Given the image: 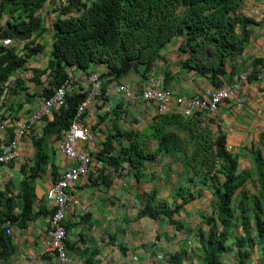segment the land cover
<instances>
[{"label": "trees", "instance_id": "1", "mask_svg": "<svg viewBox=\"0 0 264 264\" xmlns=\"http://www.w3.org/2000/svg\"><path fill=\"white\" fill-rule=\"evenodd\" d=\"M59 2L56 17L46 26L42 12L46 4ZM242 0H0V100L10 94L26 92L24 80L10 82V78L25 69L26 63L40 56L44 46L40 38L51 34L50 52L45 70L30 69L29 81L36 85L49 70L51 80L44 87L43 98H50L63 85L73 71L88 73L92 67H103L102 88L123 81L129 74H138L145 80L154 66L163 59L162 51L177 40L178 65L187 74L204 79L213 88L231 83L238 74L234 61L242 55L250 38V28L261 25L241 12ZM39 38V42L37 39ZM19 40L22 53L4 41ZM247 81L256 77L255 69L264 66V60L251 63ZM84 95L69 91L65 107L52 112V118L43 120L39 138L33 140L35 156L33 167L20 183L16 198L21 200L18 227L34 218L32 185L43 172L49 142L59 140ZM30 102V100H28ZM20 102V101H18ZM21 107V103H19ZM3 113L0 121L8 118ZM199 115L184 118L178 112L155 114L146 133L130 131L124 136L129 146L114 156L105 150L100 157L114 161L122 170L126 163L134 178L143 175L146 163L156 161L160 155H171L181 167V178L175 195L179 204L169 208L157 204L153 195L139 215L152 219L164 216L170 219L183 206L211 190L212 213L203 216L202 229L194 232L197 246L195 256L199 264H224L221 255L237 256L232 264H247L257 256L255 264H264V128L258 135L257 151L252 156L253 167L239 170L237 157L226 148L223 135L213 136L202 125ZM10 118V117H9ZM13 136V134H12ZM11 136V137H12ZM9 140V139H8ZM151 142L156 149L149 151ZM5 143L0 137V153ZM114 152V149H113ZM97 158V159H98ZM100 160V159H98ZM101 161V160H100ZM246 184L254 187L250 194ZM154 194V192H152ZM0 194V258L7 256L9 241L1 228L8 222L14 225L13 200ZM178 231L183 229L171 221ZM188 250L183 247L161 261L162 264H188Z\"/></svg>", "mask_w": 264, "mask_h": 264}, {"label": "crops", "instance_id": "2", "mask_svg": "<svg viewBox=\"0 0 264 264\" xmlns=\"http://www.w3.org/2000/svg\"><path fill=\"white\" fill-rule=\"evenodd\" d=\"M241 12L244 16L261 22V25L250 28L249 42L242 55L234 61L235 68L238 69L235 77L251 68L253 61L264 60V0H242ZM43 14L42 17L45 16ZM37 41L39 42V38ZM177 42L174 40L162 51L163 59L154 66L151 75L162 78L164 89L172 95L180 97L201 95L212 86L204 79L185 73L179 67ZM40 43L45 48L44 52L29 60L25 65L26 70L18 72L15 78L9 80L10 82L13 80L14 83L16 78L24 80L26 92L19 93L20 102L13 100L10 94L4 95L5 106L2 108L0 101V116L6 111L9 112L8 118L0 121V137L4 143L44 100V87L47 88L51 80L49 70L45 71L36 85L29 81L32 77L30 69H46L51 49V34L46 32L40 38ZM20 47L17 48V52L22 50ZM91 70L103 72V67H92ZM79 73V71L70 73V77L75 79L72 89L78 93L80 83L83 82ZM255 73L256 77L242 87L245 98L242 109L235 108L230 102H224L213 116H198L202 125L211 130L213 136L220 134L225 137L226 148L230 147L229 152L237 157L240 170L249 169L252 156L257 151L258 135L264 128V66L258 65ZM120 82L128 85L137 94L142 89L143 80L138 74L127 76ZM118 83L107 86L110 88L109 100L113 104L112 111L104 114L103 102L99 100L89 108L81 120V123L90 127L92 132L88 149L94 164L91 172L70 191L72 199L77 203L69 205L64 222L67 232L64 245L69 264H160L159 260H165L183 247L187 248L189 254V249L195 250L197 246L193 230L196 220L189 217L191 214H197L196 219L198 217L202 219L205 214L212 213L213 203L206 202L211 196V190L207 189L203 191L201 197L183 206L170 219L164 216L152 219L147 214L139 215L151 195L155 197L157 204L169 208H172L173 204H179L175 192L181 178V167L173 156L163 154L156 161L146 163L142 177L136 179L126 163L121 164L120 171L114 166V161L98 158L105 150H112L107 154L114 156L121 148L129 146L124 137L114 139V135L124 136L130 131L148 132L151 120L156 114L155 104L143 102L139 96L127 100L124 96L116 94L113 85ZM170 112L178 110L171 109ZM44 125L42 120L33 126L20 144L16 160L0 165V194L4 199L14 196L12 215L17 219L14 225L9 226V223L5 222L1 226L5 231L7 228L11 229V235L7 236L5 233L10 244L9 249H6L9 253L0 258V264H60L56 257L37 256L46 239L44 229L54 212V205L46 199V193L62 173L72 166L68 159L57 152L56 144L61 137L56 141L52 138L49 142L43 172L32 185L34 218L20 227L16 223L22 203L16 196L20 191V183L33 167L35 156L33 140L41 136ZM155 149V143L151 142L149 151L153 152ZM196 202L198 206L194 208ZM2 206L3 203L0 202V207ZM191 211L193 213H190ZM172 220L180 223L183 229L178 231ZM200 226L199 224L197 228ZM202 230L207 231L204 228ZM29 259L34 262L31 263ZM256 261L257 256L254 255L247 264H255Z\"/></svg>", "mask_w": 264, "mask_h": 264}, {"label": "built area", "instance_id": "3", "mask_svg": "<svg viewBox=\"0 0 264 264\" xmlns=\"http://www.w3.org/2000/svg\"><path fill=\"white\" fill-rule=\"evenodd\" d=\"M52 22L53 20L49 21L48 26ZM3 43L7 46L12 45L16 48L21 46L20 48H23V43L16 39L4 41ZM79 72L83 78V82L79 86V93L85 97L78 104L74 117L56 144L57 152L68 159L72 166L62 173V176L51 185L46 193V199L54 205V212L48 226L44 229L46 239L43 241L42 248L37 256V258L44 256L56 257L60 264H69L64 245L67 237L64 222L69 205L77 203V201L72 199L70 191L77 182L91 172L94 164L93 157L88 149V144L92 140V132L90 127L81 123V120L89 108L94 106L99 100L103 102L102 112L104 114H109L113 109V104L109 100L110 88H102V72L93 70L88 73ZM250 72L251 68L235 77L231 83H224L217 89L212 87L205 90L201 95L190 97L172 95L171 92L164 89L162 78L153 77L152 75L143 80L139 94L123 82L114 84L113 90L127 100H133L139 96L143 102L155 104V111L158 115H164L169 113L171 109H175L184 118L197 115L213 116L224 102H230L237 109L243 108L245 98L242 93V87L248 82L247 79ZM74 82L75 79L70 77L54 91L50 98L41 101L38 108L30 114L26 122L19 125L13 136L1 148L0 165L16 160L22 140L31 132L36 123L45 118H51L53 111L65 107L66 95L70 90H74L72 89ZM230 149V147L227 148L228 151ZM5 233L10 236L11 229L7 228ZM29 260L31 263L34 262L31 259ZM159 263L162 264L161 260H159Z\"/></svg>", "mask_w": 264, "mask_h": 264}, {"label": "rangeland", "instance_id": "4", "mask_svg": "<svg viewBox=\"0 0 264 264\" xmlns=\"http://www.w3.org/2000/svg\"><path fill=\"white\" fill-rule=\"evenodd\" d=\"M58 6H59V2H56V4H55V1H53L51 3V5L46 4L45 9L42 12V14L44 13L43 15H45L44 16V23H46V26H48L49 21L53 20L56 17V15H58L57 14V11H59ZM128 76H134V74L131 73ZM262 154L264 155V153H262ZM252 167H253V162L250 161L249 169H251ZM240 169H241V167L239 166V170ZM244 188L250 194L254 193V187L251 184H246L244 186ZM206 202H208V203L212 202L213 203L212 197L210 196L209 199ZM196 206H198L197 202L194 204L193 207L196 208ZM190 213H193V211H191ZM205 215L209 216L207 214H205ZM196 216H197V214H191V216L189 217L191 220H196V223L193 224V227L195 226L194 229H193L194 232H197L198 230H200L202 228H204L205 230L207 229V231H208V227L204 225V220L205 219L204 218L201 219V217H198V219H196ZM199 224L201 226L197 228V226ZM190 236L193 237V235H190ZM189 251H190V253L187 256L188 257L187 258L188 264H199V262H198V260L196 259V256H195V252H194L195 250L193 248H190ZM221 259L223 260L224 264H232L233 262L237 261V256L234 254V252L224 253V254L221 255Z\"/></svg>", "mask_w": 264, "mask_h": 264}, {"label": "clouds", "instance_id": "5", "mask_svg": "<svg viewBox=\"0 0 264 264\" xmlns=\"http://www.w3.org/2000/svg\"><path fill=\"white\" fill-rule=\"evenodd\" d=\"M44 18V17H43ZM178 233V232H177Z\"/></svg>", "mask_w": 264, "mask_h": 264}]
</instances>
